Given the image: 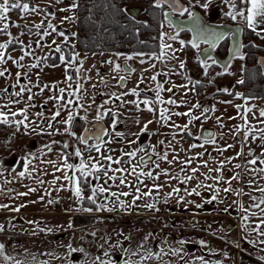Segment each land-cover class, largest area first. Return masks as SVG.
Returning a JSON list of instances; mask_svg holds the SVG:
<instances>
[{"label":"rangeland","instance_id":"1","mask_svg":"<svg viewBox=\"0 0 264 264\" xmlns=\"http://www.w3.org/2000/svg\"><path fill=\"white\" fill-rule=\"evenodd\" d=\"M193 1L194 3H201L205 0H189ZM20 2H27L31 7H38L39 11L37 12H30V13H22L20 10L16 11V9H13L9 12L8 18L4 21H0V28H3V25L5 23L9 24V28L7 30V33H11V36H9L7 33L2 32L0 33V44L7 43L9 40H12L13 38H17L15 41L22 44H28L31 46V41L36 42L39 41V53L37 54V58L34 59L31 55L24 56V59L20 61V64L23 65L22 67H18L17 65L12 63V60H8L6 64L0 65V71L7 69L5 72V75L0 77V111L4 112L8 115L9 123L2 128L0 131V140L3 138L6 141V144L3 145V147H0V161L3 158V161L0 163V170H3V165H11L15 162H12L13 159H19V154H23L26 156L28 154V148L30 145L31 140H36L38 142V145L40 147V151L44 150L46 145H54L57 149L60 147L63 148V146H60L59 144H53L52 140L49 139H40L39 132L46 133L49 131H52V129H48L47 124L49 122L53 123L56 128H58V121L63 120L66 118L67 115V109L61 111V116L57 118V121H51L50 117L52 114L56 111V104H52L50 102L51 99L49 97L52 96H58L59 91L58 88H64L65 92L72 91L68 87V83L65 79V74L63 70L65 69V64H62L61 62L59 65H50L47 57L50 53L51 49H55L57 45H59L62 49L63 54L65 55V52L63 51V44H66L64 42V38L58 35V32L64 30H69L70 36L68 34L65 35L68 36V42L70 44H74L75 37H73L72 33H77V8L73 9L71 11H61V9H67L73 2V0H60V2H57V0H20ZM76 3L78 1L76 0ZM212 3L220 4L223 7V13L230 10L229 4H226L224 0H212ZM138 5H132V7H135ZM47 8L53 9L52 13L47 12ZM138 14H141V11L139 10ZM68 16H74L76 18L75 22H72L70 20H66L65 17ZM238 19H242L240 17H237ZM11 21H13V24H11ZM43 22V23H41ZM51 23L56 27V32H53L50 28H48V24ZM20 24H24L27 26H35L37 24H41V27L44 26L45 31L50 32L51 34L48 36H43L41 33L40 36H43V39H40L39 37H33L30 36V34L20 28ZM60 26L61 29H58L57 26ZM64 29V30H63ZM161 33H166L164 37V40L160 42H165L171 45V49L167 51V56H165L162 59H156L155 56H150L152 58V61L154 62V65L157 64L158 71L162 73V75L165 77V80H162L161 83L163 84V87L165 91L161 92V97L166 101L169 98H171L170 94L171 92H168V88H172L174 91L176 90V95L171 98L174 99L177 104L176 105H170V104H160L161 108H168L169 115L172 113H184L189 111V109H192V115L194 116L196 112L203 111L202 106L200 105V109L196 110V108H192V103L190 101H183L182 94L183 90H190L192 91L193 83L189 82V77L186 76L184 73V69H180L179 62L183 61L185 65H192L195 64L193 58L191 55L194 53L191 51L190 45L185 44V46H181L179 43L180 40H184L186 43V40H188V35H183L182 38L177 36L176 40H170L168 39V36L170 35H176L173 34V29L171 26L168 25L167 21L163 23V27L161 29ZM55 41V43H53ZM257 43L264 46V41L256 40ZM191 49V50H190ZM3 49L2 51H4ZM80 53V52H79ZM85 53H80V56H85ZM11 56L15 60H19L20 56H22V50H14L11 53L7 55ZM61 55V53H60ZM115 53L113 55H106V56H97L100 60V64H102V67L104 69H108L112 67L111 65L102 62V59H114L116 63L120 60L119 58L114 57ZM157 54L156 56H158ZM173 56L175 58H173ZM7 57H5L7 59ZM92 57V56H90ZM86 58V57H85ZM85 58L83 60H85ZM101 58V59H100ZM91 61L88 62L89 65H91L92 61L95 59L89 58ZM140 58H137V64L140 66H149V60H146L145 63H140ZM50 61V60H49ZM122 61V60H121ZM95 62V61H94ZM128 65L132 66L128 61H126ZM211 63V61L209 62ZM246 60H236L234 61L231 69L229 72L234 73L232 75L226 74L223 80L234 79L235 81H239L241 79L245 80V74L243 72V69L246 66ZM37 64V67L31 68L29 70L28 65ZM43 66V67H42ZM212 65L211 67H213ZM201 67V66H200ZM111 69V68H110ZM109 70V69H108ZM139 70V69H138ZM210 72H208L207 76L204 75V71L202 68H200V81H203L208 88H206V92H211L212 90L216 89V85L214 84L215 81H217V73L219 72L215 68L209 69ZM21 73V76L19 78V83H17V76L16 73ZM26 74V75H25ZM191 80V79H190ZM192 81V80H191ZM226 82V81H225ZM21 85H26L27 88L31 89V92L24 91L21 95L17 96L16 93L20 91ZM44 85H49V87L45 88ZM53 85H58V87H53ZM175 85V87H174ZM181 85H188L187 88L181 87ZM189 88V89H188ZM4 89H7V91H4ZM43 89V91H41ZM242 90L241 86L240 89H238V92L240 93ZM111 91L121 92L119 89L114 88ZM97 92V91H96ZM106 94V91H105ZM29 95L32 96V100H28ZM181 95V97H180ZM189 96H191L190 93H188ZM70 99H74L73 97H69ZM67 98V99H69ZM125 100L126 97H123ZM18 101V102H17ZM47 101V103H45ZM217 101V99H215ZM231 103H228L224 105L225 107H219L216 105V109L218 113L220 114H212L208 117V119H203V116L201 117V120L193 121L191 125H189V129L192 132V134L198 135L202 127L204 126H210V127H217L218 128V136H221L225 132L223 129L219 128L217 124H215V121L217 120V117L220 118V121H222L224 124L229 125L230 123V117H234L235 111H236V105H239L241 100H228ZM61 103V102H59ZM116 103V102H115ZM191 103V104H190ZM34 105V106H33ZM73 107V106H72ZM22 109H27L28 113V120L25 121L26 124L29 125L27 129L22 128V126H19V129L17 128V125L14 123L16 120H22L23 116L17 115L13 117L11 113L16 112L19 113ZM119 111V108H115ZM114 109V110H115ZM235 110V111H234ZM43 113V117H38L37 113ZM224 113V114H223ZM196 116V115H195ZM188 117L180 115H171V120L168 121V124H160L159 125V136L165 135V132H171L173 130H179L178 128L173 127L172 125H180L183 126L188 122ZM237 121V123H235ZM234 123L236 126L239 125V121L237 119H234ZM232 121L230 125L234 124ZM235 126V127H236ZM7 127V130H4ZM60 132L63 133V128H60ZM25 131L28 132V134L25 133ZM40 132V134H42ZM125 133V132H123ZM201 133V132H200ZM230 132H227V135ZM231 135V133H230ZM233 136V135H231ZM114 137V135H113ZM216 143L213 144V146H218L220 144L218 142V137L215 138ZM130 140H136L138 142L139 139L135 135H132V133H125V137L121 140V138L117 137V139L111 143L113 145L114 151L110 155H112L114 158L122 157V152H128L131 151L132 148H136L137 142L133 144H129ZM60 142H67L69 144V148L65 149L67 153H73L74 149L70 147L73 146L75 148L79 147V144L77 143L76 139L70 135L66 136V133L64 135H61V138L59 139ZM58 141V142H59ZM59 142V143H60ZM22 148H21V147ZM138 147V146H137ZM189 154H185L184 156L193 157L195 156L196 159L189 165L190 167L193 166H200V158H197L199 152H197L194 148L188 149ZM101 151L103 152L104 149L102 148ZM83 153V157L85 160L91 155L93 157H96V155H99L98 153ZM139 152H137V155L135 158H137ZM169 157H173V155L169 154ZM9 158V159H5ZM16 160V161H17ZM71 163L77 164L79 163V158L72 156L70 158ZM75 160H78V162L75 163ZM133 160V159H132ZM198 161V163H196ZM4 163V164H2ZM105 163V162H104ZM163 164L160 165V169L165 165V162H162ZM202 163V162H201ZM137 164V163H135ZM203 164V163H202ZM201 164V166H202ZM129 164L122 163L121 165H113V168L116 167H123L125 168ZM128 168V167H127ZM201 168V167H200ZM159 169V168H158ZM139 170V169H138ZM142 170L144 172H148L147 168L145 166H142ZM186 173V171L184 172ZM111 175V173H109ZM156 169L153 170V175L155 176ZM77 175H79L77 173ZM224 175V174H223ZM124 176H126L127 180L131 183L135 184L136 179L133 176L128 175L127 172L124 173ZM181 176V174H180ZM56 177H60L59 173L57 175L50 176L49 171H43L40 172V175L38 176V181H43V183H39L41 188L44 184H47L46 190L47 197H46V205L49 206V208L57 210L58 207H54L53 203L49 204L48 201L52 200V198L55 197L59 185L64 183V180L61 181V178L59 180L56 179ZM183 177V176H182ZM91 180V184L94 185L97 183L96 180L89 178ZM140 179L143 180V184H140L141 192H147L149 189L153 188L154 184H161L163 185L162 191L152 192V195L155 193L157 197L160 199V205L161 207L155 205L156 209L160 208L162 210H155V209H147L143 207L145 203H151L147 200L146 197H143L141 200L136 201V207L132 210H117L113 212L108 211H95V205H91L88 200L87 196L91 195L90 192V185L84 186L83 190V196L85 199L80 202L77 201L75 196L72 194V191H69L67 194V200L68 202L64 205V210H73L83 208V207H92L94 209L93 212L87 213L83 211H77L76 214V225H73V228L65 231L64 233L56 234V236L59 237H51L45 239L43 248L45 255L41 256L39 254L40 246L42 243H31V239L27 242L28 246V254L27 257L21 255L20 250H17L18 244L9 246V250L7 252L8 255L15 257L17 260L25 261V262H31V264H40L42 261H48V264H67V261L63 259V257L67 256V251L64 247L66 244H71L73 248H80L83 247L87 250V252L90 254L92 258H95L97 255H102L103 249L100 248V245H104V249L109 250L113 254V259L116 258V254L120 251L118 248H113L112 245H114L118 240L123 245V247L129 248V249H135L137 254L132 255L129 257V259L133 262L138 261L140 259V255L146 254V249L148 251H152L153 253H160L159 258H153L150 260H145L142 262V264H179L178 262H182L184 259L185 264H200V261L196 260V257H200V249L194 251V252H188L186 249L185 243L187 241H200V224H203L201 222L202 219H200V214H194V215H187V212H190L189 210H178V214L175 213H168L169 209H165V207L162 205V202L165 201V196L168 192L171 191L172 188H174V183L169 184V187L166 186V183L169 182L168 176H160L159 180H151L146 179V177H141ZM167 180V181H165ZM52 181H55L53 184ZM98 183L103 184L104 183V177L101 176V179L98 181ZM119 184V180H116L113 183V186L110 188L111 192H130L131 194L129 196H121L120 199L125 201L126 203H130L133 199V196L136 195L135 187H125L122 188L116 187L115 185ZM145 185L147 187H145ZM45 186V185H44ZM105 187H108V185H104ZM177 187V186H176ZM198 191V189H197ZM227 194V193H225ZM59 195V194H58ZM109 193H103L99 194L97 196V202L98 203H107L109 207H113L112 201L115 199L114 197H110L108 200H105V197H108ZM225 201L226 196H224ZM223 199V200H224ZM53 201V200H52ZM162 201V202H161ZM212 206H208V208H211ZM61 208V207H60ZM189 209V208H188ZM200 213V210H198ZM149 213V214H145ZM191 214V212H190ZM187 215V216H186ZM149 218H152L153 224L148 222ZM95 232L97 235L94 237L91 235V233ZM122 232L121 236H118L117 233ZM171 236V237H168ZM102 237H111V240L108 243H105L104 239H101ZM125 237H129L130 239H124ZM147 237V239H145ZM82 238V239H81ZM183 240L184 243L181 244L179 241ZM143 245L144 247H141ZM42 249V248H41ZM161 249H163V252L161 253ZM174 249H180V253L178 255H173L172 252ZM192 250V249H191ZM38 252V253H37ZM49 253H52V255H48ZM24 254V251H23ZM171 255L170 259H166V255ZM21 255V256H20ZM230 254L227 256L223 252V260L221 264H232L233 257ZM35 256L36 260L32 261V257ZM74 264H84V256L81 253H74L72 254ZM181 256H183V259H181ZM0 264H5V262H1ZM8 264H11V262H8Z\"/></svg>","mask_w":264,"mask_h":264},{"label":"snow or ice","instance_id":"2","mask_svg":"<svg viewBox=\"0 0 264 264\" xmlns=\"http://www.w3.org/2000/svg\"><path fill=\"white\" fill-rule=\"evenodd\" d=\"M57 2H60V0H57ZM226 4H229L230 10L224 13L225 17L231 18V20L235 21L237 17L242 18L247 27L251 29L253 32L256 33V35L261 36V38H264V27H261L260 31H257V28L259 26H264V0H224ZM212 3V0H205L203 4L200 6L208 10L210 8V5ZM168 5L169 8L172 9V13L178 12L181 16H184L185 13L188 14V19L187 21L184 20H178V21H173L172 19V13L169 12H164V20L167 21L168 25L171 27H174L176 29L177 34L176 35H170L168 36V39L170 40H176L177 36L179 35V32L181 31H191L193 33V37L191 40L187 42L188 45L191 46L193 49H200L201 43L207 44L208 47L212 50H215L217 46L220 44L221 41L225 40L229 35H231V32L228 30L225 31H217L216 27H214L212 24L208 23L207 21H204L201 19V17L194 12H192L189 8L186 7H181L178 4V0H155L154 2V7L156 8H163L164 5ZM78 7V4L76 3V0H73L69 8L67 9H61V11H71L73 9H76ZM13 9H18L22 13H30V12H37L39 11L38 7H31L29 3L27 2H20V0H0V21H4L8 18V14L11 10ZM120 12L124 13L126 16H129V18L134 19L132 16L133 9L124 7L119 9ZM66 20H70L72 22H75L76 18L74 16H68L65 17ZM43 23V22H41ZM185 25H187V29L185 28ZM37 29L41 27V24L35 25ZM161 27H163V24H161ZM227 28V26H224ZM9 28V24L5 23L3 25V28H0V32H5L7 33V30ZM48 28H50L53 32H56V27L52 25L51 23L48 24ZM240 31V30H237ZM9 36H11V33H7ZM37 35H40L39 32L36 33ZM51 33L48 31H45L43 33V36H48ZM58 35L64 38V42H68V36L65 35L63 31L58 32ZM73 37L77 36L76 33L71 34ZM168 35L166 33H161L160 34V40L163 41L164 37ZM43 36H40V39H43ZM17 38H13L12 40H9L7 43L0 44V65L6 64L8 60H12V63L17 65L18 67H22L23 65L20 64V61L24 59V56L31 55L30 52H24V55L20 56L19 60L13 59L10 55L5 58V52L2 51L3 49H7L9 47V44L14 43ZM55 43V41H53ZM179 43L181 46H185V41L180 40ZM37 46L39 45V41H37ZM254 46V45H253ZM160 53L158 56H155V54H152L155 56L156 59H162L165 56H167V51L171 49V45L165 42H162L160 45ZM244 47L243 44H240L239 42H234L232 48L230 49L231 56L228 61H226L223 64V71L218 72L217 75H225L229 74L232 75L234 73L229 72V68L231 67V62L234 59H240L244 60L245 57L243 53L241 52V49ZM72 48H75V45H72ZM55 51L57 53H61L59 56V60L61 61L62 64H65V79L66 82L68 81H73V75L69 74V69H73L74 65V71L77 77L80 79H90V77H87L82 73L83 69V63L84 61L80 58V53L78 52H73L70 56L69 59H66L65 55L62 52V49L59 45L55 48ZM96 53H93L95 55ZM103 51L100 52V55H103ZM206 56L205 60H200V66L203 68L204 75L207 76L208 70L212 65H215L219 63L216 59L212 58L211 55L207 52V50L204 51L203 53ZM122 53H116L115 56L119 58L122 56ZM136 55L143 57L145 54L144 53H137ZM134 57L132 55H127L124 56L125 61L132 60ZM173 58H175L173 56ZM208 61H211L209 63ZM105 63L111 65V72L116 73L115 79H117L118 84L120 87H124V83L126 82V76L122 75L124 72H128L129 76L131 75L132 72L135 71V69H130L128 66L122 67L120 63H116L114 59H109L105 61ZM140 63L143 64L145 63L144 59L140 60ZM261 67H264V60L260 61ZM37 67V64H32L29 66V70L31 68ZM95 67V66H93ZM152 67H155L153 65ZM179 67L180 69L185 68V63L183 61L179 62ZM7 69H4L0 71V77L5 75V72ZM26 75V74H25ZM97 75H99V72H97ZM17 76V83H19V78L21 76V73H16ZM152 81H156L157 77L156 75H152L150 77ZM189 79L190 83H193V87L198 85L200 82L195 81L192 82ZM143 78L140 79L136 87H133L129 89L128 91L125 92H116V91H110L107 93L108 99H105L102 104L97 105L96 110H95V120L97 122L103 121L105 117L109 118V126L108 128H104L102 126L97 125L95 128V131H93L92 127H86L84 129V134L77 136L76 132L72 130V125L76 119V117L79 115V113L76 111V108L82 109L84 111V115L80 116L81 120L87 121V113L91 109L92 105L89 104L85 106L82 103H79L80 100L83 99V96L80 95L81 90L83 89V84L79 83V80H77L76 84V89L72 90L68 93L69 97H75L76 99H66L64 93L65 89L64 88H58L59 95L58 96H52L49 97V99L57 101L56 105V111L52 114L50 117L51 121H57V118L61 116V111L67 109V115L66 118L63 120L58 121L59 124L62 126H65L63 128V133L60 132L59 128H56L53 123L49 122L47 124L48 129H52L51 132L47 133L48 135H54V134H68L74 138H76L80 144H84L87 147V150L89 152L95 151L99 155L96 157L89 156L87 160L84 159L83 153L79 147L74 148L73 153H60L58 155V160L61 162L59 165L57 164V161H49L48 163L52 164V166L55 168L56 171H62L63 172V179L65 181H68L69 185H71V191L72 194L75 196L77 201L82 202L85 197L83 196V190L84 186H89L90 185V192L91 195L87 196V200L91 205H95V211H108V212H113L117 210H132L136 207V201L141 200L143 197L151 196L153 190H156L159 192V190L163 187L161 184H154L152 189H149L147 192H141L140 189V184H143V180L140 179L141 177H146L151 180H159L161 175L169 176L168 170L167 169H161L160 172L156 173V175H153L152 171L144 172L142 170V166H147L149 161L151 160V157L149 156L148 160H145L144 156L140 157V160L137 162V164H132L131 160L134 159L137 155V152H144L145 149L143 147H140L136 150L133 151H128V152H122V156H127L130 159L127 161H124L122 157H117L114 158L112 155L108 154L105 155L104 152L101 151L102 147L104 148L105 152H112L114 149L107 148L106 146L108 144L113 143V134L115 137L121 138V140L125 137V133L116 131L117 125L121 122L120 117L121 113L118 110H114L113 107H108L109 105H115L116 101H119V105H115L117 108H122L126 103H131L135 105L137 111H141L140 105L143 104L145 106L146 111L148 112H153L155 109V106L157 104H170V105H176L177 102L174 99L169 98L168 100H164L161 97V92L165 91L163 84L162 83H157L156 87L154 89L155 91V100H150V99H143V100H132V101H126L123 99V97H126L128 95H132L135 97L140 96V91L139 89V84L143 83ZM100 83L104 84L105 87H108L107 81L103 76H100ZM238 84H244V80L241 79L237 81ZM45 88L49 87V85H44ZM53 87H58V85H53ZM68 87L71 89L72 85L69 83ZM93 88L96 87L95 84L92 85ZM175 87V85H174ZM181 87L187 88L188 85H181ZM29 91L31 92L30 88H27L26 85H21L20 91L16 93L17 96L21 95L24 91ZM153 90V89H150ZM4 91H7V89H4ZM43 91V89H41ZM168 92H172V88L167 89ZM219 91H223L225 93H228L229 90L227 88L220 89ZM230 94V93H229ZM236 98H241L243 96L242 93H236L235 94ZM28 100H32V96L29 95ZM60 101H64V103H59ZM18 102V101H17ZM47 103V101H45ZM93 103H95V98L93 97ZM223 103H231L230 101H223ZM247 103V101H246ZM75 104V108L72 107ZM34 106V105H33ZM200 105L194 104L192 105V108H199ZM239 115V119L243 121L242 125H238L235 128V131L237 133L243 132V135L241 137L242 142L246 143L249 140V136L251 135L252 139H256L255 133H259V139L261 141H264V128H255L254 126L250 125L248 122L247 114L252 112V107H247L245 105H236L235 106ZM241 109H243V112L241 113ZM159 120L158 122H163V124L167 125L168 121L171 120V115H176V116H186L188 117V122L184 124L183 126L180 125H172L175 128L179 129V132L181 133H187L188 136H192V132L189 129V125L193 123V121H198L201 120V117L204 116L205 120L208 119L207 116H205L206 113L209 111H215V108H204L203 111L201 112L200 116H193L192 115V109L190 108L189 111L184 112V113H172L169 115V110L168 108H160L159 110ZM23 116L22 120H16L14 123L17 125V128L19 129L20 125H23L26 129L29 127L28 124L25 123L26 120H28V113L27 109H22L19 113L13 112L11 115L13 117L17 115ZM38 117H43V113H37ZM259 117L264 118V108L259 109ZM236 117H230V119H235ZM135 124L139 125L141 122L139 119H135L133 121ZM9 119L8 115L5 114L4 112L0 111V124H8ZM152 121L149 120L147 123H144L143 126L140 128L139 132L137 133H132V135H135L137 139H139V136L145 132H148V125L151 124ZM217 123L219 126L222 128L224 125L220 122V118L217 117ZM260 124H264V119L259 120ZM110 129V130H109ZM43 132V129H42ZM173 140H175L176 133H173ZM105 137H108V139H105ZM196 140H201L203 139V143L196 144L193 143L190 145L191 148H204L205 144H215L216 139H215V133L211 131H205L203 133V136H196ZM90 140H95V143L92 145H89ZM136 140H130L129 144L136 143ZM53 144L59 143L58 141H53ZM159 143L163 145L165 143L164 140H160ZM264 147V144L261 145ZM49 152L52 151V145H46L45 146ZM228 148L233 147V145H228ZM63 148L67 149L69 148V144L67 142L63 143ZM226 149H218L221 153L225 151ZM152 152L157 155L158 159L161 161H167L170 165L173 163V161L177 160V156H173L172 160L168 159L169 153L167 151L163 152V154L156 153L155 146H152ZM31 155V154H30ZM199 156H203V153H199ZM240 155H247V156H253L252 159L248 160V164L250 165H257L259 162L260 165H264V152L260 153L259 155H254L252 150L249 149L247 153H237V156ZM74 156L79 158V163L73 164L69 163V159ZM26 163L24 164V171L19 172L20 177H24L26 174L31 175L29 172V164L31 163V160H28L27 157H25ZM196 159L195 156L190 157L184 161H182V165H191L192 162ZM107 162L105 164L104 162ZM230 162V160H229ZM122 163L129 164V168H123V167H116L113 168L112 165H121ZM152 163L155 164L156 168H159L160 165L159 163H156L155 161H152ZM225 161H220L219 162V167L212 169H208V173H204V179L205 180H210V179H215L217 183H219L221 180L224 179L223 177V167H224ZM204 167H207V161H204L203 163ZM235 168L239 169L241 168V164H235ZM139 169V170H138ZM69 171L72 172L71 175H69ZM181 171H185V168L182 167ZM199 171V168H191V174L190 175H184L181 177L179 174L175 176H169V179L171 180H177L180 184L186 185L189 181L197 180L196 173ZM212 171H216L219 173L218 176L212 177L210 173ZM253 172L264 174V167L260 168H253ZM127 172L128 175L135 177L137 183L133 184L130 181L127 180L126 176L124 175H119L117 176L116 173H125ZM77 173L79 175H77ZM111 173V175L109 174ZM101 176L104 177V183L100 184L98 181L101 179ZM89 178H92L97 181L96 184L92 185L91 180ZM240 178V174L236 173L233 175L230 179L226 180L225 183H227L229 186L225 187L223 189V192L225 193H234L236 195H242L245 194L243 193L242 190L237 191L236 189H233L231 187V182L233 180H238ZM264 178V177H262ZM57 180L60 179V177H56ZM119 180V184L115 185L116 187H120L121 185L124 186H129V187H135L136 190V195L133 196V199L130 203H126L125 201L121 200V196H129L131 193L130 192H111L110 188L113 186L109 184V181H112L113 183ZM38 183H43V181H38ZM54 184L55 181H52ZM254 183V181L249 180L248 185L251 188V185ZM108 185V187H105L104 185ZM61 188L66 187L65 185H61ZM145 187H147L145 185ZM214 188V194L211 196L210 200L205 201L206 203H211L212 201H216L221 189L215 188L214 185H206L205 183L198 182L196 184V187L192 188L189 190L188 188H184V194L185 195H180L181 188L179 187H174L171 189L170 192H168L165 196V199H169L173 196L177 197V203H193L192 201H186L185 197L186 196H191L193 194L199 196L200 192L197 191L199 188ZM256 191L260 192L261 195L259 197L252 196L250 193L248 195L250 196V200L252 201L250 208H245L243 204L240 205V210L244 215L242 216V222L241 226L244 228V230L247 232L248 227H247V222L249 221L250 216L251 217H258V222L255 224V227L252 229V231H255L258 233L259 236H264V186H259L257 185ZM36 189L30 188L28 192L25 193H19V196H27L30 192H35ZM103 193H109L108 197H105V200H108L110 197H114L115 199L112 201L113 207H109L107 203H98L97 202V196L99 194ZM44 197L41 196L40 200H43ZM55 201L49 200L48 203L52 204ZM31 203H36V201H31ZM235 203V202H234ZM203 205L202 204H196V208H201ZM26 207V205L21 204L17 207L14 208H9L8 205H0V209H9L10 211L14 212H20L21 208ZM143 207L147 209H156L155 203H145ZM251 209H256L258 211H252ZM75 211H83L87 213H91L94 211L92 207H83L76 209ZM225 212L228 211V208L224 209ZM29 223H33V221H29ZM68 228H73V224L71 221L68 222ZM5 231V226L3 224H0V232ZM40 231H44V229H40ZM48 232L54 231L52 228L47 229ZM35 234V233H33ZM92 236H96L97 234L95 232L91 233ZM118 236L122 235V232L117 233ZM82 239V238H81ZM101 239L105 240V243H108L111 240V237H102ZM124 239H130L129 237H125ZM147 239V237H145ZM252 242V241H250ZM179 243L183 244L184 241L181 240ZM199 243L203 246L205 242L203 240L199 241ZM254 243V242H253ZM260 243L264 244V240H261ZM66 251H67V256L63 257L67 261V264H74L73 261V256L72 254L74 253H81L84 256V264H142L143 261L145 260H150L153 258H159L160 253H153L152 251H148L147 249L146 254L140 255V259L138 261H131L129 257H131L134 254H137L135 249H129L126 247H123V245L120 243L118 240L114 245H112L113 248H118L120 251L116 254V258L113 259V254L107 249H104V245H100V248L103 249L102 255H97L95 258H92L90 254L87 252V250L83 247L80 248H73L72 245L66 244L64 245ZM141 247H144L141 245ZM239 247V245H237ZM180 249H174L172 254L173 255H178L180 253ZM163 252V249H161V253ZM48 255H52V253H49ZM0 258L3 259L5 264H8V262H11V264H31V262H25L21 260L15 259V257L10 256L6 254L5 251V244L0 243ZM181 259H183V256H181ZM196 260L200 261V264H205L203 257H196ZM36 257H32V261H35ZM260 260H264V256L260 257ZM40 264H48V261H42Z\"/></svg>","mask_w":264,"mask_h":264},{"label":"crops","instance_id":"3","mask_svg":"<svg viewBox=\"0 0 264 264\" xmlns=\"http://www.w3.org/2000/svg\"><path fill=\"white\" fill-rule=\"evenodd\" d=\"M185 1H187L189 5L195 6L197 9H199V11L202 12L206 16V18L212 22H229L233 24V22L229 20L231 18L224 16L223 7L220 4L211 3L210 8L208 10H205L200 6L205 1H203L202 3L201 1L200 3H194L193 1L189 0ZM235 21L236 22L234 23H238L242 26L246 25L243 19L237 18ZM261 27L264 26H259L257 28V31H260ZM113 53L115 52H107L103 55H100V53H96L95 55L84 54L85 56H82V59H84L85 57L86 58L84 60L83 66L89 69L94 68L93 66H101L102 64H100V60L98 61L99 58L97 56L100 57L113 55ZM144 54L145 55L143 57L136 54H123L119 58L121 60H125L124 56L132 55L134 58L132 60H128V62L132 64V66H137L139 69L146 68L147 70H152L154 73H157L158 66L156 64L155 67H152L154 65V62L152 61V58H150V56H153L152 54H155L156 56L157 53ZM114 57L116 56L114 55ZM89 58H95L92 61L91 65L88 64V62L91 61ZM137 58L144 59L145 62L146 60H149V66L138 65ZM110 82L111 79L107 78V83ZM103 88L105 91L107 90L105 86H103ZM90 93L91 92L88 93L89 97L86 96L87 98H85L81 103L85 106L91 104L92 107L88 111V113L91 117H95V110L97 105L102 104L105 99H108V92L106 91V94L100 101L95 98V95L97 94L96 90H92V94ZM93 97L95 98V103H93ZM111 106L112 105H109L108 107ZM78 112H80L81 115H84V111L82 109L78 110ZM134 118L139 119L141 123L137 125L133 122V119H130L128 117L125 119V128L129 130L131 129L133 131H139L144 123H147L149 120H151L152 123L148 125V129L159 130L160 124H158L159 122L152 117L151 112L140 111ZM127 121H130V123H128ZM203 128L204 127H202V129ZM202 129L200 130V132H202ZM177 134V137H179V142H181L185 147V151L180 157V161L182 162L189 158L188 156L184 155L189 154L188 149L190 148L191 143L182 140L179 133ZM218 142L220 143L218 144V146H213V144H205L204 148H194L197 152L203 153V156H200L201 168L200 172L198 173V176H200L199 181H202L206 185H214L215 188H219L221 189V191L216 201L206 203L205 201L210 200L211 196L214 194V188H200V204L203 205L200 208L199 213L200 219H202L201 222H203V224H200V241L203 240L205 244L202 246L199 241H187L184 247H186L188 252H194L200 249V257H203L205 264H221L222 261H224L223 252L227 256L232 254V264H264V260H260V257L264 256V244L260 243L261 240H264V236H259L257 232L252 231V229L255 227V224L258 222V217L250 216L249 221L247 222L248 231L246 232L241 226L242 216L244 215V213H242L240 210L241 204H243L245 208H250L252 201L250 200V196L248 195V193L256 197H259L261 195V193L256 191L255 189L257 185L264 186V178H262L264 177V174L252 171L253 168L261 167L259 163H257V165L248 164V160L252 159L253 156H237V153H247L249 149L252 150L254 155H259L260 153L264 152V147L261 146L262 144H264V141H261L259 139V136H257L255 140L251 141L249 139L246 143H239L235 141L234 137L230 134L227 135L226 133H223L221 136H218ZM200 143H203V140L200 141ZM228 145H233L237 148L235 154L232 153L233 150L231 151L227 147ZM218 149L226 150L221 153L220 151H218ZM28 150L29 151L26 156H24L23 154H19L20 160H17L15 158L12 160V162H15L14 164L7 166L3 165V170H0V205H8L9 208H14L21 204L26 205V207L21 208L20 212L10 211L9 209H0V224H3L5 226V231L0 232V243L5 244L6 254H9L7 252V250H9V246L18 244L16 245L17 250H20L21 255L27 257V242L31 239V243H42L40 246L42 249L40 248L38 252L41 256H44L45 252L43 251V245L45 239L47 238L48 240V238L51 237H59L56 236V234L64 233L65 231L71 229L68 228V222L71 221L73 224L74 217L78 212L73 210H64V205L68 202V200L61 208H57V210L49 208V206H47V203L45 202L46 197L48 196V190H46L47 184H44L45 186L43 185V187L41 188L40 184L38 183V176L40 175V172L43 171H49L50 176H54L59 173L61 181L64 180L63 172L56 171L52 164L48 162L57 161V164L59 165L61 162L58 160V155L62 152L67 153V151L62 147L57 149L54 145H52L51 152H49L47 148L40 151L39 145L34 149H31L29 147ZM172 152L171 155L177 154L174 150ZM25 157H27L28 160H31V163L29 164V172L31 173V175L29 176L26 174L24 177H20L19 172L24 171V164L26 163ZM21 159L23 160V162L21 166L18 167ZM2 161L3 158L1 159L0 163ZM204 161H207V167L203 166L202 163H204ZM220 161H225L223 167L224 179L219 183H217L215 179L205 180L203 174L208 173L209 168L215 169L219 167ZM69 163H71L70 159ZM235 164H241V168H235ZM180 170L181 167H179L178 165H172V167L168 169L169 176H175V173ZM188 170L190 171L191 167L189 168L188 166V169H185L186 173L188 172ZM236 173L240 174V178L238 180H233L231 182V187L233 189H236L237 191L242 190L245 194H225V192H223V189L229 186L227 183H225V181L230 179ZM71 174L72 172L69 171V175ZM210 175L212 177H216L219 175V173H217L216 171H212ZM182 176L183 175H181V177ZM249 180L254 181V183L251 185V188L248 185ZM61 185H65L66 187L61 188ZM61 185H59L57 191H54L57 192L55 197L52 198V200L55 201L53 203L54 207H56V197L61 192V190L66 189L68 190V193L69 191H71V185H69L68 181L64 180V183H62ZM187 185L194 187V183L191 184L190 181L187 183ZM30 188H34L36 189V191L30 192L27 196L18 195L19 193L28 192ZM41 196L44 197L43 200H40ZM224 196H226V201L224 199ZM31 201H36V203H31ZM208 206L212 207L208 208ZM225 208H228L227 212L224 211ZM251 210L258 211L256 209ZM187 215L190 216L192 214H190V212H187ZM29 221H33V223H29ZM48 228H52L54 229V231L48 232ZM40 229H44V231H40ZM168 237L171 236L168 235ZM237 245H239V247H237ZM170 257L171 255H166L165 261L166 259L169 260ZM1 262H4L2 258H0V263ZM178 263L185 264L184 259L182 262L179 261Z\"/></svg>","mask_w":264,"mask_h":264},{"label":"flooded vegetation","instance_id":"4","mask_svg":"<svg viewBox=\"0 0 264 264\" xmlns=\"http://www.w3.org/2000/svg\"><path fill=\"white\" fill-rule=\"evenodd\" d=\"M26 1H29V0H26ZM182 1L187 6H191V5L188 4L187 1H185V0H182ZM47 10H48L47 12H49V13H52V11H53V9L51 10V8H47ZM16 11H18V9H16ZM185 16H188V14L185 13L183 17H185ZM138 17H140V15ZM11 24H13V21H11ZM233 24H238V23H233ZM19 26H20V28L22 30L28 32L30 34V36H33L34 38L40 36V35L36 34L37 32H39V34H41V33L43 34L45 32L44 26L40 27L39 29H37L35 26H27V25H24V24H20ZM57 28L61 29V27L59 25L57 26ZM64 32L66 34H68V36H70L71 32L69 30L66 29V30H64ZM0 33H2V32H0ZM178 37H180V38L183 37L182 32L179 33ZM190 39H191V34L189 32L188 40H186L185 44H187V42ZM32 41L30 43L31 46H29L28 44L18 43L16 41L14 43L9 44V47L4 50L5 57H7V55L9 53H11L12 51H14V50H22V55H24V52H30L32 54V57H34V59L37 58V54L39 53V48H38L39 46H37L36 42H32ZM228 42L230 43L229 39H228ZM229 43H228V51H229ZM220 45L216 48L215 52H216V54H218L220 57L223 58V57H225L228 54V51H227L226 54H222L221 52H219ZM243 45H244V40H243ZM202 47H204L203 44L200 45V48H202ZM244 48L245 47H243V49H242V53H243V55L245 57ZM63 51L65 52L66 50L64 49ZM55 54H57L58 58H59L60 53H57L55 51V49H51L50 53H49V55L47 57L48 62H49L50 57L52 55H55ZM85 54H93V53H85ZM97 54H99V53H97ZM157 54H159V53H157ZM191 57L193 58L195 64L185 65L184 73L186 74L187 77H189L192 80V82L199 81L200 83L198 85H196L195 87H193L192 91L183 90V94H182L183 95L182 96L183 101H190L192 103V105L198 103L199 105L202 106L203 109L204 108H209V109L215 108L214 112L213 111H209L208 113L205 114V116L209 117L210 115L215 114V113L219 114L217 109H216V107H215L216 105H218L219 107L221 106V107L224 108L225 107L224 105L228 104V103H223V101H228V100H231V99L241 100L239 105H245L247 107H252V112L247 114V118H248L249 124L254 126L255 128H264V124H260L259 123V120L264 119V118L259 117V109L260 108H264V96H253L251 94V91L247 89V85H242L241 86V84H238L237 81H235L234 79H230L229 78L228 80H225L226 81L225 82L223 80V78L225 77L226 74L225 75H221V76L217 75V81H215V83H214L216 85V89L212 90L211 92H206V88H208V86L203 81H200V68H202V67H200L199 61L201 59H200V56L198 55V50L197 49H194V54L191 55ZM260 57H264V53H260V54L257 55L255 63H254L253 66L259 67L261 75H262V81H263V84H264L263 68L261 67L260 64H258V59ZM80 58L82 59V56H80ZM66 59H68V58L66 57ZM102 60H103L102 62L106 61V59H102ZM236 60H240V59L237 58L234 61H236ZM234 61H233V63H234ZM60 62L61 61H59V63ZM117 62L120 63L122 67L128 66L130 69H135V71L132 72L130 76H129L127 71L122 73V75H125L126 78H127L126 82L124 83V87H120V85L117 82V79L114 78V77H116L117 74L114 73V72H111V69H109V70L108 69H104L102 67V65L101 66H95L92 69H89V68L83 66L82 73L84 75H86L87 77H90V79H87V80L80 79L79 77L76 76L74 68H75V66H78V64L74 65L73 69H69V74L73 75V81H68L67 82L68 84L70 83L72 85L71 90H75L76 89L77 80H79V83L83 84V86H84L83 89L80 92V95L83 96V99L80 100L79 103H81L82 101H84L85 98H87L86 96H88L89 92H91L90 94H92V90H96L97 91L96 92L97 94L95 95V98L98 101H100L104 97V95H105V93H104L105 90L103 88L104 84L100 83V76H103L106 79V81H107V78L111 79V82L107 83L108 87H105L107 89L106 90L107 92H110L114 88L119 89L121 92L128 91L129 89L133 88L134 86L136 87L138 82L140 81V79L143 78L144 82L139 84V89H138L140 91V96L139 97H135V96H132V95H128V96H126L125 100L126 101H132V100H137V99L143 100L145 98L150 99V100H155V91H154V89L156 87V84L158 82L161 83L162 80H165V77L162 75V73H160L159 71L157 73H154L152 70H147L146 68L139 69L137 66H130V65H128V63H126L125 60L121 61V59L118 60ZM208 62H210V61H208ZM59 63L58 64H51L49 62L50 65H54V66L55 65H59ZM233 63L231 64V67H232ZM28 66H30V65H28ZM231 67L229 68V70L231 69ZM213 68H215V70L217 69L219 72H222V68L220 66H218V65H217V67H210L209 69H213ZM245 69H246V67L243 69V72H244ZM63 72L65 74V69L63 70ZM97 72H99V75H97ZM208 72H210V71L208 70ZM152 75H156V77H157L156 81H152L150 79V77ZM93 84L96 85L95 88L92 87ZM240 86L242 88L240 93H242L243 96L241 98H236L235 94L239 93L238 89H240ZM224 88H227L229 90V92L225 93L223 91H219L220 89H224ZM150 89H153V90H150ZM176 90L177 89H175L174 91L172 90V92L170 94L171 98H173L176 95V93H177ZM188 93H190L191 96H189ZM64 95H65L66 99L69 98L68 92H65ZM180 97H181V95H180ZM73 98H74L73 100L76 99L75 97H73ZM215 99H217V101H215ZM246 101H247V103H246ZM50 102L52 104H56L55 100L51 99ZM60 102L64 103V101H60ZM115 105H119V101H116ZM115 105H112L111 107H113L115 109L116 108ZM73 107L74 108L76 107L75 104L73 105ZM135 108L136 107H134V105L131 104V103H126L122 108H119V112L122 115L120 117L121 122L117 125L116 131L125 132V133H137V132H139V131H133L131 129L129 130V129L125 128V119L129 117L130 119H133V121H134L135 120L134 117L137 116V114L140 112V111H137ZM140 108H141V111H146V110H144L145 106L143 104L140 105ZM160 108H161L160 104H157L155 106L154 111L151 112L152 117L154 119H156L157 121L159 120V111L158 110ZM198 109H200V107L196 108V110H198ZM78 110H80V109L76 108L77 112H78ZM242 112H243V109H241V113ZM78 113H79V115L76 117V119H75V121H74V123L72 125V130L76 132L77 136L84 134V129L86 127H92L93 131H95V128H96L97 125L102 126L104 128H108V126H109V118L108 117H105V119L103 121L97 122L95 120V117H91L90 114L87 113V121H84V120L80 119V116H83V115H81L80 112H78ZM235 114H236L234 116V117H236L235 119H237L239 121V125H242L243 121L241 119H239V115H238L237 109L235 111ZM195 115L196 116H200V112H196ZM203 119H204V116H203ZM231 121L234 123V119L230 120V123H231ZM127 122L130 123V121H127ZM220 122L224 125V127L221 128L219 126V124L217 123V120L215 121V124H217L219 128L223 129V131L226 134H227V132H230L231 135H233L235 141H237L239 143L242 142L241 137L243 135V132L237 133L235 131V128H236L235 127L236 126L235 123H237V121L233 125L232 124L230 125V123H229V125H226L222 121H220ZM158 124H163V122H159ZM21 126H22V128H25L23 125H21ZM59 127L60 128H64L65 126H62L61 124L58 123V128ZM206 127L214 129L215 138L218 137V128L217 127L204 126V128H206ZM40 132H39V137L41 136L40 139H49L50 138L52 141H59V139L61 138L60 134L48 135L47 133H49L51 131L46 132V133L45 132L44 133L41 132L42 134H40ZM25 133L28 134L27 131H25ZM173 133H176L175 140H173V135H172ZM177 133H179L180 138H182V140L190 142L191 145L193 143L200 144V141L203 140V139H201V140H196L195 139L196 136H200V132H199L198 135L194 136L192 134V136H188L187 133H181L178 130H173L171 132L166 131L165 135H163V137H162V136H159L160 135L159 130H149L148 132H145V133H143V134H141L139 136V140L137 142L136 148H132L131 149V151L136 150V149H138L140 147H143L145 149L144 152H139L138 153L139 156L137 158H134L133 160H131V163L132 164L137 163L140 160L141 156H144L145 160H148L149 156H150L151 160L149 161L147 166H145V168H147L148 171H152L153 172V170L156 169V173H158L163 168L168 170L169 168L172 167V165H175V166L178 165L181 168L184 167L185 169H188L189 165H187V166L182 165V163L180 161V157L182 156V153L185 151V147H184V145H182L181 142H179V137H177L178 136ZM230 133H228V134H230ZM255 135L257 137V136H259V133H255ZM66 136H68V134H66ZM105 139H108V137H105ZM116 139H117V137L114 136L113 137V141H115ZM249 139L251 141L255 140V139H252L251 135L249 136ZM160 140H164L165 143L163 145H161L159 143ZM76 141L79 144L80 149H81L82 152H85V153H94L95 152L94 150L89 152L87 150V147L84 144H80L77 139H76ZM94 143H95V140H90L89 141V145H92ZM56 144H59L60 146H63V142L56 143ZM34 145H36V147H37L38 146V142L36 140H31L29 147L30 146H34ZM152 146H155L156 153H159L161 155L165 151H167L169 154H171V152L174 150L180 156L177 155V154L173 155V156H177L178 159L173 161V163L171 165L167 161H164L165 165H163V167L161 169H160V167L158 169V168L155 167V164L152 163V161H155L156 163H159L160 165L163 164L162 163L163 161L159 160L157 155L152 152ZM106 147L113 149V145L112 144H108ZM71 148L74 149L73 146L70 147V150H72ZM75 148H76V146H75ZM197 148H195V149H197ZM229 149L231 151L233 150L232 153L235 154L237 148L235 146H233V147H231ZM103 152H104L105 155H108V154L112 153V152H110V153L109 152H105V150ZM96 156H98V155H96ZM197 158H200V156L198 155ZM122 159L124 161H127L130 158L127 157V156H122ZM172 159H173V157L172 158L169 157V160H172ZM76 162H78V160H75V163ZM192 163L194 164V162H192ZM196 163H198V161ZM105 164H107L106 161H105ZM113 165H112V167H113ZM260 166L263 167L264 165H260ZM127 167L129 168L130 165L126 166L125 168H127ZM197 167L199 168V171L196 173L197 180L190 181L191 184L194 183V187H196V184L198 182H200L199 181L200 180V176H198L199 175L198 173L200 172V166H196L195 165V166L191 167V168H197ZM175 174L176 175L177 174H179V175L181 174L183 176L184 175H190L191 174V170L190 171L188 170L187 173H184L183 171L180 170V171H177ZM116 175L117 176L124 175V173H116ZM161 176H164V175H161ZM146 179H148V178H146ZM165 181H167V180H165ZM170 182L174 183L175 187L177 186V187L181 188L180 195H182V196L185 195L184 191H183L184 188H188L189 190L194 188L193 186H188L187 184L186 185L180 184L177 180H171V179H169V182L166 183V186L169 187ZM136 183H137V181H136ZM109 184L113 185V182L109 181ZM157 184H158V182H157ZM121 187L122 188H125V187L127 188L128 186L122 185ZM161 189L159 190L160 193L162 191ZM154 191H156V190H154ZM198 191L200 192V188L198 189ZM146 198H147V200L149 202L155 203V205H157L158 207L159 206L161 207L160 199H159V197H157V195L155 193L153 195H151V196H147ZM185 199H186V201H192L193 203H177V197L176 196H173V197H171V198H169L167 200L165 199L166 202H162V201L161 202H162V205L165 207L166 210L169 209L168 213L178 214L177 212L181 208V211L182 210L183 211L184 210H186V211L189 210L192 215L199 214L198 210H200V208H196L195 205L196 204H200V195L197 196V195L193 194L191 196H186ZM157 209H159V211L162 210L160 208H157ZM145 214H149V213H145Z\"/></svg>","mask_w":264,"mask_h":264},{"label":"trees","instance_id":"5","mask_svg":"<svg viewBox=\"0 0 264 264\" xmlns=\"http://www.w3.org/2000/svg\"><path fill=\"white\" fill-rule=\"evenodd\" d=\"M78 18L77 36L74 44H63L65 56L69 59L73 52L80 53H103L115 52L122 54L137 53H160L161 24L165 22L163 8L154 7L155 0H77ZM132 5L141 8L140 17L129 18L119 9ZM233 23V21L229 19ZM188 35V31H183ZM243 40L246 60L244 84L253 96H264V84L259 67L253 66L256 57L264 53V46L256 40L264 41V38L256 35L247 25L243 26ZM228 39L219 47V52L226 54L228 51ZM75 45V48H72ZM254 45V46H253ZM192 49V48H191ZM193 52V49L191 50ZM194 53V52H193ZM51 64H58V55H52L49 59ZM213 67H217L214 65ZM7 124H0V131ZM6 144L1 138L0 147ZM21 159L18 167L21 166ZM74 217L73 225H76ZM148 222L153 224L152 218Z\"/></svg>","mask_w":264,"mask_h":264},{"label":"water","instance_id":"6","mask_svg":"<svg viewBox=\"0 0 264 264\" xmlns=\"http://www.w3.org/2000/svg\"><path fill=\"white\" fill-rule=\"evenodd\" d=\"M178 4H179L181 7L189 8L192 12H194V13L197 14V15H199V16L201 17L202 20L207 21L208 23H210V24H212L214 27H216V30H217V31H225V30H228V31L231 32V35H229V36L227 37V38L230 40V43H229V51H228V54H227L225 57H223V58L220 57L218 54H216V52H215L216 49H215V50H212V49H210V48L208 47L207 44H204V43H201V44L204 45V47H202V48H200V49L198 50V55L200 56V59H201V60H205V59H206V56H205L203 53H204L205 50H207V52L209 53V55H211L212 58L216 59V60L219 62V63H217L216 65L220 66V67L222 68V71H223V64H224L226 61H228V60L230 59V56H231L230 49L232 48L233 43H234V42H239L240 44H243V27H242V25H240V24H232V23H229V22H225V23H216V22H212V21L208 20V19L206 18V16H205L202 12H200L195 6H187L182 0H178ZM165 6H166V10H165V12L172 13V9L169 8V6H168L167 4H166ZM131 9H133L132 16H134V17H138V16H139L138 12H139V10H140L141 8H140L139 6H136V7H131ZM140 11H141V10H140ZM172 19H173V21H178V20H184V21H187L188 16L183 17V16H181L178 12H176V13H172ZM224 26H227V28H225ZM185 28L187 29V25H185ZM172 29H173V34H177L176 29H175L174 27H172ZM237 30H240V31H237ZM185 31H187V30H185ZM181 32H183V31H181ZM181 32H179V33H181ZM188 32H190V34H191V39H192V37H193V33H192L191 31H188ZM227 38H226V39H227ZM191 39H190V40H191ZM226 39H225V40H226ZM225 40L221 41L220 44H221L222 42H224ZM220 44H219V45H220ZM219 45H218V46H219ZM218 46H217V47H218ZM242 49H243V48H242ZM242 49H241V52H242ZM234 60H235V59H234ZM234 60H232L231 64L233 63ZM262 60H264V57H260V58L258 59V64H260V61H262ZM260 65H261V64H260ZM262 68H263V72H264V67H262ZM205 131H211V132L215 133L214 129L206 127V128H204V129L202 130V132H201V136H203V133H204ZM30 148H31V149H34V148H36V145H34V146H30Z\"/></svg>","mask_w":264,"mask_h":264},{"label":"built area","instance_id":"7","mask_svg":"<svg viewBox=\"0 0 264 264\" xmlns=\"http://www.w3.org/2000/svg\"><path fill=\"white\" fill-rule=\"evenodd\" d=\"M67 190L63 189L56 197V207L60 208L67 202Z\"/></svg>","mask_w":264,"mask_h":264}]
</instances>
